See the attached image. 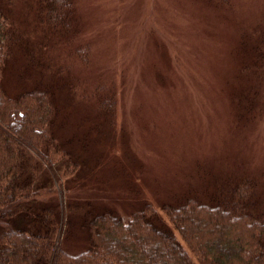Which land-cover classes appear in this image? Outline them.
<instances>
[{
  "label": "rangeland",
  "instance_id": "obj_1",
  "mask_svg": "<svg viewBox=\"0 0 264 264\" xmlns=\"http://www.w3.org/2000/svg\"><path fill=\"white\" fill-rule=\"evenodd\" d=\"M38 1L11 0L10 19L40 60L24 87L52 85L54 134L80 163L59 178L68 201L126 218L149 203L168 222L164 203L248 179L264 211V0H71L66 31L39 24ZM24 65L5 71L9 95Z\"/></svg>",
  "mask_w": 264,
  "mask_h": 264
},
{
  "label": "trees",
  "instance_id": "obj_2",
  "mask_svg": "<svg viewBox=\"0 0 264 264\" xmlns=\"http://www.w3.org/2000/svg\"><path fill=\"white\" fill-rule=\"evenodd\" d=\"M10 1L0 0V264H264V211L252 180L219 186L206 202L190 193L164 203L168 222L149 203L126 218L89 199L68 201L59 178L69 181L80 163L54 134L52 85L24 87L28 66L40 60L13 26ZM38 19L52 30L76 24L71 0H39ZM17 54L23 88L9 95L3 79ZM203 228L213 229L202 238ZM74 229L83 235L76 248ZM121 231L127 238L107 234Z\"/></svg>",
  "mask_w": 264,
  "mask_h": 264
}]
</instances>
